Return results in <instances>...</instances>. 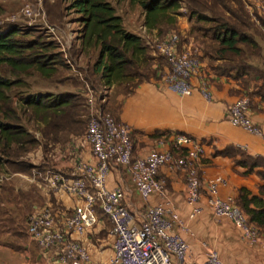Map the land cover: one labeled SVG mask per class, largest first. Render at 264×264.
I'll return each mask as SVG.
<instances>
[{"label":"crops","instance_id":"obj_1","mask_svg":"<svg viewBox=\"0 0 264 264\" xmlns=\"http://www.w3.org/2000/svg\"><path fill=\"white\" fill-rule=\"evenodd\" d=\"M243 1L246 4L248 15L256 22H259L258 17L264 15V0ZM179 24L180 26L178 25L176 30L193 38L186 30V26L182 25L181 22ZM260 27L261 32H250L259 47V55L249 56L247 64L260 70L262 72L261 77L250 78L246 75L242 77H235V75L219 76L214 73L207 60L203 59L204 71L212 92L210 100L202 98L197 91L190 97H181L167 90L162 80L158 79L142 82L131 93L126 95L120 93L114 97L112 103L109 102L108 109L115 116L113 117L129 125L134 134H136L133 137V145L134 153L138 157H145L153 150L162 151L167 149V144L159 145L157 142L162 136L172 133L186 134L203 145L204 152L198 163L203 194L200 201L202 212L195 218L188 219L191 207L184 199L185 185L182 174L166 169L159 171V177L165 180L168 196L173 202L179 217L180 222L174 230L187 241L190 248H192V245L190 244L187 227H205L207 219L216 220L210 215L205 206V182L208 179L216 176L225 179V184L218 188V195L222 198H236L241 188L247 189L251 195L260 196V187L264 185V181L258 175V172H264L263 167H256L250 172L248 168L236 165L232 157L220 154L227 148L232 147L244 152L247 156L258 157L264 161V135L256 136L242 128L234 127L228 122L226 116V110L238 97L247 96L250 100L249 116L251 121L259 126L264 134V27L262 25ZM130 33L141 37L135 31H130ZM62 35L66 36L64 33ZM79 36L78 30L70 35L69 38L74 44L64 51L65 54L63 56L70 77L76 76L78 83L76 84L75 81H72L73 84L69 85L66 81L59 80L55 82L57 86L55 92H40L41 94H72L80 91L84 93L87 99L88 89H92L88 85L87 78L89 77L84 76L83 72L88 74L90 66L95 60H89L91 54L84 55L79 51L76 54L73 52L79 48ZM70 39L66 41L72 43ZM193 81L198 86L199 81L196 79ZM107 89H112V87ZM35 93L39 92L35 90L32 92L28 91L26 96ZM12 100L13 102L17 101L14 98ZM86 109L89 114L90 110L87 104ZM31 111H34L33 108H28V112L32 113ZM40 114H44L42 109ZM32 118V120L37 121L36 123L39 124L40 130H35L36 132L27 130L29 133L36 134L38 139L40 138L45 142V146L48 147L47 151L40 153L46 167H44L43 173L32 169L31 171L34 172L31 174V172H13L8 169L7 165L1 163L0 169L6 168L9 172L0 173V197L2 196V186L7 185L12 188V193L14 190L19 192L20 195L23 192L26 195L28 191H34L38 194L40 201L39 203H27L22 199L21 202L15 203L16 207L14 210L17 209L18 214L15 213L17 217L13 221L10 220L12 219L11 211L4 213L5 216L10 215L8 221L11 222V227H7L6 231H4L1 226L4 221H0V255H2L3 251H9L8 255L12 258L11 260L17 261L12 264H62L57 259L55 248L41 250L29 239L26 232L27 239L21 242L11 228L12 226L16 228L23 220L22 223L25 230L28 216L37 208L46 205H50L54 210L57 225L60 228H64L66 216L72 212L78 201L61 190L51 189L48 183L50 176L48 174L52 172L69 178L72 177L77 162H92L94 159L91 155L89 144L83 138L84 134L80 136L74 134V132L60 131L56 135L48 133L47 136L43 137L41 130L44 129L45 122L42 117H35L34 113H32ZM25 123L27 122L25 121ZM161 133L163 135H159ZM235 159H238V156ZM10 181L19 182L18 186L13 183V185H10ZM107 185L110 188L118 186L123 190L125 194L124 203L136 223H139L148 205H154L160 201L157 196H152L148 202H142L130 175L119 166H112ZM3 205L5 204L1 201L0 206ZM24 205L29 206V213L27 214L26 212L23 215L24 209H21V207ZM22 215L23 217H21ZM101 215L98 224L93 230L81 235L77 233L70 234L73 240L85 245L91 259L95 262L106 261L112 254L113 237L110 234L111 225L108 228L109 221ZM224 225L226 230L232 231L234 229L230 222L228 224L224 223ZM12 244L15 248L10 249L3 246H12ZM249 247L256 248L259 251L258 258L262 259V264H264L263 252L257 247ZM198 253L195 250V258L193 256V259L195 262L201 263L202 257ZM1 261L3 260L0 258Z\"/></svg>","mask_w":264,"mask_h":264},{"label":"built area","instance_id":"obj_2","mask_svg":"<svg viewBox=\"0 0 264 264\" xmlns=\"http://www.w3.org/2000/svg\"><path fill=\"white\" fill-rule=\"evenodd\" d=\"M24 12L30 14L28 8ZM143 34L147 28L141 27ZM145 38L141 36V38ZM153 54L164 60L161 80L164 87L181 97H190L198 92L210 100L212 92L201 61L202 46L179 30H172L152 43L146 41ZM198 80V86L193 80ZM96 90L88 89L86 104L90 110L84 140L89 144L92 162L79 161L72 177L49 172V187L61 190L77 199L78 204L64 220V228L56 222L50 205L32 212L26 221L25 232L41 250L55 248L57 259L62 264H224L218 253L207 249L201 263L195 262L187 241L175 232L179 217L168 196L166 182L159 171L166 169L179 172L185 185L184 199L191 207L188 219L202 212V182L198 163L204 152L203 145L183 133L162 136L159 145L167 144L162 151H151L145 157L134 153L132 128L111 114L104 113ZM250 100L238 97L226 110L228 122L256 136H263L262 129L253 124L249 116ZM112 166L125 169L130 175L135 190L142 202L152 196L160 201L146 207L139 223L134 221L125 205L123 190L108 187L107 179ZM225 179L216 176L205 182V206L216 220H228L240 237L249 245L259 248L264 254V238L257 227L251 225L235 203V198H222L218 188ZM110 225L113 237L112 254L106 261L95 262L81 242L70 234H84L99 222L98 213Z\"/></svg>","mask_w":264,"mask_h":264},{"label":"trees","instance_id":"obj_3","mask_svg":"<svg viewBox=\"0 0 264 264\" xmlns=\"http://www.w3.org/2000/svg\"><path fill=\"white\" fill-rule=\"evenodd\" d=\"M130 1L138 4L144 11V26L149 30L158 28L166 19L174 21L170 15L175 14L181 5V0ZM229 3H233L235 8H232ZM49 5L48 2L45 4V6ZM202 5L210 15V17L205 16V19L213 24L207 28L206 32L210 40L216 44L206 55L211 63H222L218 66L210 64L214 73L219 76L261 77L260 70L247 64L249 56L259 55V47L250 32L247 33L238 28L240 26L247 29L248 24V13L246 14L242 1L213 0L211 3ZM49 7L51 8V5ZM71 8H75V11L81 15L78 22L82 25V31H79V48L73 52L76 54L79 51L88 55L98 50V57L88 71L90 79L87 78V80L91 88L94 84L110 88L115 84L136 80L128 91L131 93L138 84L161 78L164 66L161 69L160 67L161 64H165L164 60L156 56L159 63L152 64L155 58L149 54L152 53L154 56L152 49L143 38L123 28L121 18L116 15L108 0H71ZM219 9L228 12L229 19L220 16ZM191 15L198 20L204 19V14L197 11L192 12ZM53 18L54 20L62 19L59 12ZM261 25L264 27V23ZM171 29L174 30V28ZM50 49V44H39L36 39L23 41L21 32L13 26L0 30V65H7L14 76L9 79L0 75V117L2 119L0 120V159L2 161L0 165L1 163L7 165L13 172H31L32 166L23 161L21 156L37 146L40 140L21 125V118L16 110L11 109L8 91L15 86L23 85V80L19 77L31 69L46 80L53 77L60 68L67 69L59 53L50 52ZM206 55L202 49V57H207ZM150 66L154 69L152 74L147 73ZM71 79L78 83L76 76H72ZM18 104L23 107L25 115L28 114V118L23 121L32 120V113L35 117H42L45 122L44 129L41 130L43 137L48 133L56 135L60 131H70L80 136L85 133L88 111L83 92L55 95L39 92L19 98ZM30 107L34 110L31 111L32 113L28 112ZM41 109L44 114H40ZM220 154L232 157L236 165L246 167L250 172L256 167L264 168V161L261 158H252L232 147ZM237 155L244 160L235 159ZM247 161L251 163L248 164ZM258 175L264 181V172H258ZM259 191L260 196H255L251 195L247 189L241 188L235 203L251 225L257 227L259 231H264V185ZM100 215L99 212L98 217Z\"/></svg>","mask_w":264,"mask_h":264},{"label":"rangeland","instance_id":"obj_4","mask_svg":"<svg viewBox=\"0 0 264 264\" xmlns=\"http://www.w3.org/2000/svg\"><path fill=\"white\" fill-rule=\"evenodd\" d=\"M109 3L115 10L117 16H119L122 20L123 28L127 31H135V33L144 36V41L153 42L155 38H162L166 33L174 30L180 26V22L182 25L186 26V30L189 32L191 36H193L194 40L202 44V49H204L205 55L211 51V48L215 47L216 44L210 40L209 34L206 32L207 28L213 26L212 23H209L205 18V16L210 17L209 13L204 9L202 4L211 3L213 0H181L180 8L176 11L175 14H171L170 18H174V21H169L166 19L165 22L161 23L156 29H147V34H143L141 27L144 26V11L142 8L136 4L132 3L130 0H108ZM206 1V2H205ZM229 1V0H228ZM244 8L246 10V4L243 0H241ZM51 5L45 6V4ZM205 2V3H203ZM248 2V0H246ZM60 3V4H59ZM201 3V5L199 4ZM58 5V6H57ZM232 8H235L233 3H229ZM28 8L30 10V14L24 12V9ZM199 12L200 14H204V19L198 20L194 15H191L192 12ZM61 14V20H54V16L56 13ZM218 13L220 16L229 19V14L224 9H219ZM218 14V15H219ZM247 14V12H246ZM80 14L75 11V8H71V0H0V30H5L9 27H15L21 32V38L23 41L36 39L39 44H50V52L59 53L60 57L64 59V51L69 48L73 43V41L69 38L71 34L82 31V25L79 23ZM259 22H256L253 18H251L247 14V29L244 27L238 26L239 30L244 32H261V24L264 23V15L258 17ZM171 20V19H170ZM185 28V27H182ZM60 29V30H59ZM64 33L66 36L62 35ZM70 39L72 43H68L66 40ZM89 60H96L98 57V50L90 53ZM154 61L152 64L159 63L156 56L152 55ZM86 55V54H85ZM207 56V55H206ZM95 58V59H94ZM206 59L208 64H212L213 66L222 65V63L218 62H210L208 56L202 57L201 60ZM248 60V59H247ZM164 65L161 64L160 69ZM153 68L147 69L148 74L153 73ZM151 72V73H150ZM84 74V73H83ZM0 75L9 79H12L14 76L12 74V70L7 65H0ZM85 76H89V74L85 73ZM23 80V85H18L11 88L8 91V94L11 98V109L14 108L21 118V125L31 132H36L35 130H40L39 124H37L36 120H29V122L25 123L23 119L28 118V114L25 115L23 112V107H20L21 104H18V99L26 96L27 92L37 91V92H55L56 90V81L62 80L66 81L67 84L72 85V79L70 77L69 70L66 68H60L59 71L51 77L49 80L41 79V76L35 72L34 70H29L25 75H21L19 77ZM89 79V78H88ZM132 82H123L121 84H115L112 86V89H107L104 87H100L99 84L92 85L93 90H96L98 93L95 96L105 97L104 101H101V109L104 113H109L112 116L113 113H110L108 107L109 102L112 103L114 97L118 94H128V91L133 86ZM12 98L17 99L16 102L12 104ZM98 100V98H97ZM32 117V116H31ZM115 117V116H114ZM0 120L1 117H0ZM8 121V120H7ZM37 126V127H36ZM37 139V135L32 133ZM40 140V141H39ZM39 144L32 148L30 151L22 154L21 159L32 166L34 171L38 170L43 173L45 165V161L41 159L40 153H44L47 151L45 146V142H43L39 138ZM51 150V149H49ZM238 156V159L244 160L243 157ZM247 163H251V161H247ZM34 171H31L33 174ZM37 171V172H38ZM9 171L6 168L0 169V173L5 174ZM7 176V175H5ZM18 186L19 182H11L10 185ZM8 184V183H6ZM1 192V191H0ZM25 197V198H24ZM22 199L27 203H39L38 194L34 191H28L25 195L23 192L20 195L19 192H15L10 186L4 185L2 186V196L0 197V202L3 201L5 205L0 206V221H4L2 228L6 231L7 227H11V222L8 221V216H5L6 211L12 212V220L18 214L17 209L14 210L15 203L21 202ZM19 200V201H18ZM24 209L23 215L27 212L29 213V206L24 205L21 207ZM23 215L21 217H23ZM26 217V215H25ZM23 220L16 227L13 228L12 232L15 233L18 240L23 242L26 240L25 230L23 228ZM207 224L205 227H187L189 230L190 244L192 248H190L193 256L195 255V250L198 251L199 255L202 257V261L205 257V253L207 249L214 250L218 253L220 259L224 264H262V259L258 258L259 251L256 248L249 247V245L240 237V235L235 231V228L231 230H226V226L224 223L228 224V220H206ZM0 226V227H1ZM108 228H110V224H108ZM261 236L264 238V231H260ZM7 248H15L9 245H3ZM190 247V246H189ZM193 250V251H192ZM9 251H3L0 258L3 260L0 264L3 263H16L17 261H12L8 255ZM195 258V256H194Z\"/></svg>","mask_w":264,"mask_h":264}]
</instances>
